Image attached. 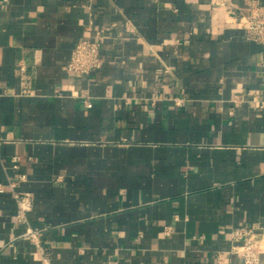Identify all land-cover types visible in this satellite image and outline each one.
I'll list each match as a JSON object with an SVG mask.
<instances>
[{"label": "crops", "instance_id": "1", "mask_svg": "<svg viewBox=\"0 0 264 264\" xmlns=\"http://www.w3.org/2000/svg\"><path fill=\"white\" fill-rule=\"evenodd\" d=\"M252 2L0 0V264H242L234 228L264 264ZM95 37L100 67L68 71Z\"/></svg>", "mask_w": 264, "mask_h": 264}, {"label": "built area", "instance_id": "2", "mask_svg": "<svg viewBox=\"0 0 264 264\" xmlns=\"http://www.w3.org/2000/svg\"><path fill=\"white\" fill-rule=\"evenodd\" d=\"M241 26L246 39L264 45V11L255 2L249 5L247 13L242 17ZM99 48V37L78 41L71 52L66 69L75 75L88 74L98 69L101 64L98 56ZM12 159L15 163L16 157ZM14 198L18 204L17 217H21L22 212L29 205L28 200L26 196L19 197L17 194H14ZM31 237L36 239L33 233ZM230 237L233 242L231 252L241 257L242 264H259L261 235L253 228H234L230 232ZM215 264H223L220 254H217Z\"/></svg>", "mask_w": 264, "mask_h": 264}]
</instances>
